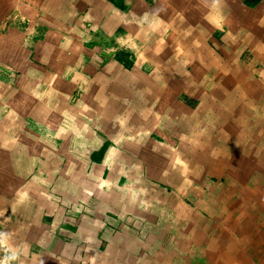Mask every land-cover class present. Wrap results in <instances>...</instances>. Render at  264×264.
Here are the masks:
<instances>
[{
    "label": "crops",
    "instance_id": "obj_1",
    "mask_svg": "<svg viewBox=\"0 0 264 264\" xmlns=\"http://www.w3.org/2000/svg\"><path fill=\"white\" fill-rule=\"evenodd\" d=\"M263 59L264 0H0V149L36 226L19 264H264V175L236 185L213 152Z\"/></svg>",
    "mask_w": 264,
    "mask_h": 264
},
{
    "label": "rangeland",
    "instance_id": "obj_2",
    "mask_svg": "<svg viewBox=\"0 0 264 264\" xmlns=\"http://www.w3.org/2000/svg\"><path fill=\"white\" fill-rule=\"evenodd\" d=\"M25 2L28 1H23V3ZM21 3L22 2L20 1L16 7V16H18L19 14L18 18H21L22 24L24 25L28 21L27 19H24V16L29 15L28 11L30 10ZM42 3L45 2L38 1L39 9L40 6H42ZM241 51L243 52L246 61L253 60V50L248 43L245 42V44L241 48ZM243 69L245 70V83H243L241 86L236 83L235 88L239 89V92H241V94L244 93V95L246 96L244 97L245 100L250 101V103L254 106L253 110L256 109L259 114L264 115V113H262L264 112V77L260 79L261 83L258 86H255L253 81L254 74L256 72L259 71L260 73H264V59L261 64H257L254 66L252 64H245L243 66ZM253 92H256L257 95L262 96V100L260 101L259 99H256L258 102L252 103L250 95L252 93V97H254L255 94ZM240 107L241 106H239V108L236 107L235 110H231L230 112H228L230 119L228 123L224 124L228 128L226 129L225 127L223 130H227L230 139L219 141L220 143L215 144L213 150L215 157H217L218 153H221L219 154L220 156H230V160H226L225 165H222L224 161H215L218 162V164L215 163L214 168L221 167L220 169H225V171L223 172L226 173H228L229 169H231L230 171L233 174L232 179H234V184L236 185L238 180L241 179V177L237 179V174H239L238 172H240L241 174L243 169L245 174L244 177L246 179H249L250 181L253 180L257 175H264V126H262V124L258 126L257 123L255 126L253 121H250L251 119H254L253 116L247 118L246 120L242 115L244 113H242ZM244 108L245 109H243V111H253L251 110V107H249V105ZM245 116H247V114H245ZM214 125L216 126L218 125V123L215 122ZM206 129H214L213 131L215 134H218L221 131L220 127L211 128V125L210 128ZM216 131L218 133H216ZM214 139L216 140V137ZM201 149L202 148H199L197 153L199 158L201 156L205 157V154ZM6 155H8L7 151L5 152L4 150L0 149V264H19V256L17 257V255H20L21 252L27 249L24 248V245H29L30 243V240L28 238L29 233H27L26 231L24 233V230H29V228L31 230V228H34L35 231L36 226L34 224L30 225L29 222L31 221L27 222L26 220L22 219L21 212L20 215L19 213H17L18 210L17 208H15L14 199L18 201L17 197L22 198L24 197V194L22 192H19L21 189L19 187L21 185V182L17 180V177L9 176L8 174L9 161L7 160L8 156L6 157ZM199 161H201V159ZM186 163V160L168 159L166 160L163 169H169L170 171H173L174 169L176 170L181 168V166L182 168H185ZM200 163L202 162H198V168L204 170L205 165H199ZM220 174L223 173L221 172ZM229 178L231 179V176ZM262 179L264 180V177H262ZM30 236L31 234H29V237Z\"/></svg>",
    "mask_w": 264,
    "mask_h": 264
},
{
    "label": "bare ground",
    "instance_id": "obj_3",
    "mask_svg": "<svg viewBox=\"0 0 264 264\" xmlns=\"http://www.w3.org/2000/svg\"><path fill=\"white\" fill-rule=\"evenodd\" d=\"M234 13V12H233ZM201 24V23H200ZM209 27V26H208ZM206 28V27H205ZM144 51V50H143ZM230 55V54H229ZM238 56V55H237ZM229 62V61H228ZM239 63V62H238ZM213 67V66H212ZM211 67V68H212ZM233 67V66H232ZM240 68V67H239ZM238 67H237V69H239ZM166 70V69H165ZM209 71V70H208ZM146 72H147V70H146ZM229 73V72H228ZM231 74V73H230ZM242 74V73H241ZM235 75V74H234ZM230 77H232V75L230 76ZM226 78V77H225ZM208 79V78H207ZM210 79V78H209ZM223 81V80H222ZM221 81V82H222ZM217 82V81H216ZM232 82V81H231ZM230 83V82H229ZM212 87V86H211ZM207 91V90H206ZM260 97V96H259ZM253 98V97H252ZM259 99V98H258ZM246 101V100H245ZM258 102V101H257ZM242 103V102H241ZM208 107V106H207ZM251 112V111H250ZM215 113V112H214ZM242 113H244L243 111H242ZM262 113H264V112H262ZM245 114H246V112L244 113V114H242V115H244L245 116ZM217 116V115H216ZM203 117V116H202ZM258 117V116H257ZM220 118V117H219ZM260 119V118H259ZM197 120H199L198 118L196 119V121ZM252 120V119H251ZM258 120V119H257ZM256 120V121H257ZM255 124H256V122H255ZM259 126V125H258ZM262 126H264V122L262 121ZM261 127V126H260ZM235 131V130H234ZM245 133V132H244ZM237 134V133H236ZM260 134V133H259ZM258 134V135H259ZM250 136V135H249ZM206 137V136H205ZM213 143V142H212ZM213 146V145H212ZM243 146V145H242ZM212 148V147H211ZM210 148V149H211ZM204 150V149H203ZM228 150V149H227ZM210 154V153H209ZM237 155V154H236ZM221 168V167H220ZM159 172V171H158ZM161 172V171H160ZM248 174V173H247ZM172 183H174V182H172ZM249 191V190H248ZM251 192H253V191H251ZM248 193V192H247ZM260 193V192H259ZM258 194V193H257ZM256 195V194H255ZM259 196H260V194H259ZM251 197H253V195L251 196ZM258 198V197H257ZM253 199V198H252ZM259 203V202H258Z\"/></svg>",
    "mask_w": 264,
    "mask_h": 264
}]
</instances>
